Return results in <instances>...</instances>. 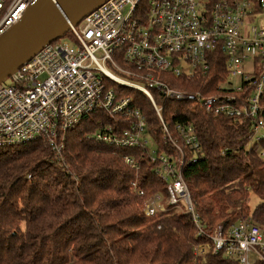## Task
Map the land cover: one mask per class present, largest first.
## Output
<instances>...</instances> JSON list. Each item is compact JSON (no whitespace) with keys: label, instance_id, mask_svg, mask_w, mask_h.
<instances>
[{"label":"built area","instance_id":"1","mask_svg":"<svg viewBox=\"0 0 264 264\" xmlns=\"http://www.w3.org/2000/svg\"><path fill=\"white\" fill-rule=\"evenodd\" d=\"M36 0H0V36L17 24ZM264 0H108L89 13L67 39L45 46L0 83V148L46 141L56 160L63 157L66 133L94 113L107 123L87 140L118 149L142 150L156 164L165 190L144 202L148 217L182 213L191 216L199 238L196 257L219 255L238 264L264 261V228L251 218L206 231L183 176L186 163L198 162L203 150L192 124L165 121L166 104L193 102L214 117L248 120L247 148L264 159V26L251 23ZM222 49L229 92L205 98L177 90L170 78H195L211 70ZM237 79H240L237 83ZM129 91L152 105L172 154L149 148L148 123ZM232 92V93H230ZM155 142V141H154ZM192 158L187 160V153ZM135 171L139 160L124 157ZM132 192L145 197L137 180Z\"/></svg>","mask_w":264,"mask_h":264},{"label":"trees","instance_id":"2","mask_svg":"<svg viewBox=\"0 0 264 264\" xmlns=\"http://www.w3.org/2000/svg\"><path fill=\"white\" fill-rule=\"evenodd\" d=\"M263 11L259 7L257 14ZM210 63L205 75L173 77L171 86L205 98L229 92L222 49ZM129 94L160 151L174 153L163 141L150 102L138 92ZM261 103L264 110V98ZM166 107L164 118L172 134L177 135L176 123L192 124L203 150L196 163L186 150L190 160L183 176L206 231L213 234L218 227L227 229L249 218L264 228V159L247 148L252 123L214 117L193 102ZM107 117L94 113L66 133L63 157L68 169L42 139L0 148V264H238L222 253L196 257L195 247L206 239L199 238L191 216L145 215V200L166 186L142 150L87 140ZM260 144L264 149V140ZM127 155L139 160L138 172L126 164ZM135 180L145 197L132 192ZM250 194L259 198L254 210Z\"/></svg>","mask_w":264,"mask_h":264},{"label":"water","instance_id":"3","mask_svg":"<svg viewBox=\"0 0 264 264\" xmlns=\"http://www.w3.org/2000/svg\"><path fill=\"white\" fill-rule=\"evenodd\" d=\"M108 0H36L0 36V83Z\"/></svg>","mask_w":264,"mask_h":264},{"label":"rangeland","instance_id":"4","mask_svg":"<svg viewBox=\"0 0 264 264\" xmlns=\"http://www.w3.org/2000/svg\"><path fill=\"white\" fill-rule=\"evenodd\" d=\"M251 26L253 27H257V28H260L262 26H264V11L263 13L260 15V16H257L255 18V20L251 23ZM240 79H237V83H239ZM148 142H149V147L152 149V150H156L157 149V146L153 140V138L149 135L148 137ZM259 203V198L254 195V194H250L249 196V205H250V208L252 210L255 209V207L258 205Z\"/></svg>","mask_w":264,"mask_h":264},{"label":"bare ground","instance_id":"5","mask_svg":"<svg viewBox=\"0 0 264 264\" xmlns=\"http://www.w3.org/2000/svg\"><path fill=\"white\" fill-rule=\"evenodd\" d=\"M81 22H82V21H81ZM81 22H80V23H81ZM80 23L77 25V27L80 26ZM75 27H76V26H75ZM70 30H71V28H70ZM68 33H70V31H69ZM71 36H73V35L71 34ZM62 38H63V39H67L65 36L62 37ZM62 38H61V39H62ZM59 40H60V39H59ZM56 41H57V40H56ZM56 41H54V42H56ZM52 43H53V42H52ZM50 44H51V43H50ZM48 45H49V44H48ZM48 45H46V46H48ZM44 48H45V47H44ZM44 48H42V49H44ZM42 49H41V50H42ZM34 56H35V55H34ZM34 56H33V57H34ZM33 57H32V58H33ZM32 58H31V59H32ZM31 59H30L29 61H31ZM29 61H28V62H29ZM5 82H7V79H6L4 82H2V83H5ZM192 221H193V219H192Z\"/></svg>","mask_w":264,"mask_h":264}]
</instances>
